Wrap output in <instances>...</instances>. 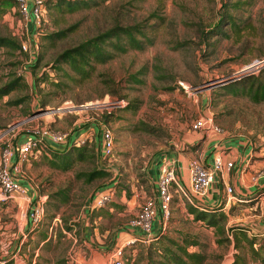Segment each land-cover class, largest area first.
<instances>
[{
	"label": "rangeland",
	"instance_id": "1",
	"mask_svg": "<svg viewBox=\"0 0 264 264\" xmlns=\"http://www.w3.org/2000/svg\"><path fill=\"white\" fill-rule=\"evenodd\" d=\"M94 1L98 2L72 12L47 9V20L39 31L48 35L38 36L34 57L21 47L0 48V86L21 77L15 88L0 96L4 139L15 146L25 127L49 121L69 135L78 132L75 137L87 143L82 157L72 152L73 160L65 169L53 163L61 164L63 156L51 152L65 149L64 143L42 145L14 172L34 191L27 189L29 193L46 196L45 213L28 230L14 201H0V259L5 257L10 264H55L58 259L63 264H106L114 242L128 241L123 264H165L166 247L181 252L175 242L185 244V239L193 238L199 247L188 244L187 249L206 255L201 264H264V219L259 228L248 220L264 218V214L252 200L230 203L224 210V231H220L194 218L188 200L173 191L170 215L157 240L131 242L133 232L127 226L143 201L155 195L152 169L157 160L165 154L188 152L199 158L206 148L202 140L213 133L191 128L198 116L217 122L222 128V134L216 135L220 140H242L252 159L264 157V98L255 100L248 91L264 83V66L238 74L264 57V0ZM230 14L234 25L224 22L222 29L216 27ZM115 24H138L147 34L141 38L143 47L95 62L88 77L55 61L64 48ZM62 28H68L66 34L56 37L54 32ZM22 31L17 1L0 0V34L20 41ZM132 74L142 80H134ZM56 108L61 109L50 112ZM45 109L43 118L12 128ZM102 122L114 135L113 154L103 161L97 151ZM99 169L107 173L86 179V173ZM181 183L188 186V179ZM110 184L115 188L112 199L99 208L91 207L92 194ZM225 190L221 184L217 202L206 205L205 197H198L196 205L222 207ZM236 225L255 235L253 250L245 239L236 247ZM119 229L127 234L117 238ZM86 239L93 242L86 244ZM108 243L114 247H104ZM91 251H97L94 259ZM236 255L241 262L236 263Z\"/></svg>",
	"mask_w": 264,
	"mask_h": 264
},
{
	"label": "built area",
	"instance_id": "2",
	"mask_svg": "<svg viewBox=\"0 0 264 264\" xmlns=\"http://www.w3.org/2000/svg\"><path fill=\"white\" fill-rule=\"evenodd\" d=\"M24 23V38H20V47L24 51L29 52L34 57L39 36V28L47 20V7L45 0H16ZM264 66V57L255 60L249 65L238 71L246 73L247 70ZM180 84L186 87L182 81ZM61 108L52 109L54 113ZM69 110V107L65 108ZM44 111L33 112L26 118L17 121L14 127L22 124L33 122L35 119L45 115ZM191 128L195 131L211 132L213 134H222V128L210 116L201 115L195 118L191 123ZM98 146L97 151L100 159L106 160L114 150V135L111 127L102 122L98 128ZM71 144L77 145L85 143V139L73 137L65 131L54 129L49 121L33 122L30 126L25 127L23 134L13 143L6 141L4 135L0 133V201H14L19 212V219L24 221L27 229L31 230L36 227L42 220L45 213V195L31 194L26 186L16 177L14 172L19 171L23 163L33 154H37L42 145L50 144ZM177 157L164 156L159 164V171L155 184V195L143 201L137 213L131 217L127 223L129 229L136 230L131 242L138 240L142 242H150L153 238L159 237V233L165 228L170 215V203L173 198V191L178 192L191 204L196 205L198 197H204L210 186L217 180L218 176L222 177L224 169L230 170L234 166V161L225 159L222 151L214 154L211 164H206L200 158H194L188 165V186L181 183L177 175ZM252 180L257 182L264 179V165L259 167L252 175ZM227 201L234 197L233 188L226 186ZM115 193L114 185L110 184L105 188L98 190L92 194L91 207H101L107 201L112 199ZM158 220V230L153 229L154 220ZM24 235V234H23ZM22 240L16 247V252L20 250ZM118 244L108 256L106 264H123L122 252L126 244ZM6 260L5 257L0 259V264ZM84 264V263H80ZM88 264V263H85Z\"/></svg>",
	"mask_w": 264,
	"mask_h": 264
},
{
	"label": "trees",
	"instance_id": "3",
	"mask_svg": "<svg viewBox=\"0 0 264 264\" xmlns=\"http://www.w3.org/2000/svg\"><path fill=\"white\" fill-rule=\"evenodd\" d=\"M93 0H45V4L47 9L58 10L59 12H72L81 7H90L95 5L98 1ZM102 1V0H100ZM226 22V24H235L234 17L230 14L226 17L223 16L222 20L217 24L216 27H221V25ZM68 28H62L54 32L56 37H61L66 34ZM53 34V33H52ZM42 35H48L45 32L40 31L39 37ZM146 38L147 34L139 28L138 24H130V25H120L115 24L99 33L88 37L84 40H81L75 45L64 48L62 51L58 53L55 58V61L58 63L65 62L67 63L77 74L82 77L89 76L91 74L93 64L95 62H104L114 55L125 52L129 48H142L141 38ZM1 47H11V48H20V41L12 35H3L0 34V48ZM39 59V56H38ZM36 58V61L38 60ZM131 77L136 81H141L142 79L136 77L135 74H132ZM21 78L17 76L12 80L8 81L4 85L0 86V96L7 94L10 90L15 88L16 81ZM252 94V98L255 100L264 98V83H259L255 88L250 86L248 89ZM87 143H83L77 145L75 143L68 144L65 149H52L51 152L54 154H59V156H63L61 164L58 162L54 163L62 168H67L73 158V151L79 153V156L82 157L83 150L86 149ZM63 154V155H60ZM92 156V155H91ZM107 170L99 169L93 170L89 173H86V179L90 180L95 175H103L106 174ZM83 174V173H80ZM190 203V202H189ZM190 212L194 214V218L200 219L208 225L218 226L217 230L224 231V221L227 217L225 211L222 207H206L199 206L190 203ZM234 237L236 240V247L238 248L241 244V239H245L249 243V247L253 250L254 238L247 234V229L244 226L236 225L233 228ZM159 237L153 238L151 241L157 240ZM185 244H178V249L181 252H177L171 250L170 247H166V250L169 252L165 253V257L167 258L164 262L165 264H201L206 259V255L198 249L189 250L187 249V245H196L199 247L200 242L196 239L190 238L185 239ZM242 258L239 255H236V263L241 262ZM264 261V259H263ZM63 260H56L55 264H63ZM9 259H6L3 264H10ZM145 264H152L151 262H146Z\"/></svg>",
	"mask_w": 264,
	"mask_h": 264
},
{
	"label": "crops",
	"instance_id": "4",
	"mask_svg": "<svg viewBox=\"0 0 264 264\" xmlns=\"http://www.w3.org/2000/svg\"><path fill=\"white\" fill-rule=\"evenodd\" d=\"M78 133V132H76ZM75 133V135H77ZM74 133L71 134V138H73ZM217 134H213V137H207L202 140L204 144H206V148L203 149V152L198 156L204 163L211 164L214 154H216L219 150L222 151V156L225 159H231L234 161V166L230 170L224 169L222 172V177L218 176L217 180L210 186L209 192L204 196L203 200L206 202V205L209 203L217 202L219 200V189L221 187V184H224L226 186H231L233 188L234 197L227 201V192L224 191V195L222 198H224V204L222 205V209L225 210L226 207L230 205V203H234L237 201H243L246 200L247 202H255L256 204H260L261 206V213L264 214V179H260L257 182L252 180V175L255 173V171L264 165V157H251L250 150H248V147L246 146L245 142L243 143L242 140L239 139H223L219 136H216ZM62 147V146H61ZM231 149L224 153L223 148H229ZM209 153V155L206 157V155ZM172 154V153H170ZM176 155V156H175ZM165 156H167L165 154ZM172 156L177 157L178 163H177V175L180 179V181L183 179H188L189 184V178L187 177L188 173V165L189 162L197 158V156H192L190 152L188 153H173ZM164 157V156H163ZM157 160L154 163L152 173L153 174V181L155 183L159 171V163L163 159ZM187 177V178H186ZM21 182L26 186V188L29 190L28 184L26 181L21 180ZM30 191V190H29ZM34 192V191H30ZM225 196V197H224ZM249 197V198H248ZM248 198V199H247ZM249 200V201H248ZM255 215V214H254ZM100 218V216H98ZM261 219L264 218H249L248 220L252 223L251 225H255L259 228L261 222ZM158 220H154L153 222V229L156 232L158 230ZM262 226V225H261ZM132 230V229H131ZM86 231V227H85ZM133 233H136V230H132ZM124 232L123 229H119L118 237L123 236ZM127 234V233H126ZM86 244H89L90 242H93L91 239H86ZM118 242H114V246H117ZM112 244L108 243L104 247L107 248H113ZM90 249H93L92 247H88ZM97 253V251H91L93 257H90L92 259L95 258L94 253ZM99 254V253H98Z\"/></svg>",
	"mask_w": 264,
	"mask_h": 264
}]
</instances>
